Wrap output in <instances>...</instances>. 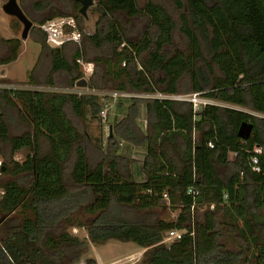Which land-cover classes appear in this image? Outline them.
<instances>
[{
    "label": "trees",
    "instance_id": "1",
    "mask_svg": "<svg viewBox=\"0 0 264 264\" xmlns=\"http://www.w3.org/2000/svg\"><path fill=\"white\" fill-rule=\"evenodd\" d=\"M178 6L189 55L168 51L174 46L177 24L162 5L149 1L140 8L138 0H97L101 20L89 40L111 54L106 76L118 83L121 93L179 94L187 75L194 93L229 107L210 105L195 114L191 102L147 99L149 132L143 136L132 112L138 106L135 101L130 111L134 117L115 124L106 146L96 145L101 155L93 163L88 151L91 139L69 119L66 107L81 120L88 113L99 118L100 98L0 88L4 159L0 175L19 178L0 187L6 192L0 199V264H75L81 249L92 255L91 246L111 240L132 242L145 250L141 264H264V0H186ZM74 8L79 10L80 5L74 3ZM117 15L148 20L151 30L132 42ZM74 18L82 29L85 18L78 13ZM39 31L52 64L47 83L52 85L58 72H79L81 51L71 63L63 48H50L46 33ZM6 42L14 44L13 53L0 60V66L19 56L20 40ZM206 53L207 67L215 65L222 74L216 82L199 67ZM83 77L78 73L72 85ZM205 84L211 87L205 89ZM7 108H21L32 132L11 136ZM243 123L252 125L247 139L239 136ZM136 130L146 143L143 182L135 180L117 142L122 138L136 144ZM41 139L48 142L47 153L41 149ZM209 142L215 143L214 149ZM3 145L10 146L9 157L2 152ZM256 147L263 148L258 156L260 172H254L251 163ZM25 150L23 162L14 160ZM229 151L237 153L233 163L226 161ZM219 168L228 170L225 178ZM190 189L195 194H189ZM122 207L179 212L174 221L142 217L134 221L122 216ZM80 211L88 215L86 221L77 216ZM64 222L85 229L88 238L61 231ZM172 230L182 231L183 237L163 243ZM231 236L241 242V250L223 245L221 240Z\"/></svg>",
    "mask_w": 264,
    "mask_h": 264
},
{
    "label": "rangeland",
    "instance_id": "2",
    "mask_svg": "<svg viewBox=\"0 0 264 264\" xmlns=\"http://www.w3.org/2000/svg\"><path fill=\"white\" fill-rule=\"evenodd\" d=\"M8 0H0V60H7L12 57L13 53V46L14 44H8L7 40H20L21 42V48L19 50V55H22V58L20 61L13 65L11 63L0 66L1 70H7V73L13 75L12 79H4L0 74V83L6 82L11 85H13L16 88H27L33 86L34 90H41L45 92H62V93H71L75 90L76 83L73 86L72 82L69 83L68 80L70 78V75L66 72H61L56 75H54L53 84L50 85L47 82V77L51 69V60L50 57H48V51L44 53H39V46L40 44L37 42H40L42 40L41 32L39 31L41 25V21L45 22H51L55 19H51L57 15L62 16H69L74 17V14H79V10H76L74 8V1L73 0H65L63 2L62 0H18L19 4L23 8L22 4L27 6V11L25 13L28 15V17L35 23V27L30 33V39L27 41H22L21 35L23 31V25L18 22L16 19L8 17L4 14L2 7ZM153 1L154 3H157L159 5H162L168 13L171 15L175 23L177 24V28L174 31L173 34V42L174 46L172 48H169V52H173L174 50H177L178 52H182L185 55L190 54V50L188 48V41L186 37L180 32V15L182 14V11L179 9V4H185L186 0H138V4L140 8H144V6L149 2ZM49 2V9L46 8L44 11L39 10L37 7L39 3H44L45 5ZM51 6H53L51 8ZM97 0H95V5L92 7L88 12V20L85 19L83 22L82 29L86 30L87 32L95 34L97 30V24L100 22L101 17L100 13L97 9ZM80 15V14H79ZM51 19V20H50ZM117 21L119 24L124 28V33L126 36L132 41V42H138L142 38L143 34H145L147 31L151 30L150 24L148 23V20L142 19V18H128L125 15H117L116 16ZM77 21V20H76ZM103 26V24H102ZM38 29V30H37ZM154 31V30H152ZM87 38V37H85ZM83 49V64L79 63V72L84 75L83 79L88 81V88L90 90H94L95 92H119L117 89L118 83L114 82L110 78L106 76V65L108 58L111 57L110 52L107 48L103 49H97L93 45L85 47V44H82ZM79 48V47H78ZM77 49V48H76ZM38 50V51H37ZM42 50V49H41ZM74 49H66L65 55L69 62L73 63V53ZM110 56V57H109ZM146 58L143 57V60ZM94 62L92 65V72L88 73L89 67H86L85 65H88L86 62ZM206 62H209V56L206 53L205 55V61H200L199 67L205 72L207 77L210 79L211 82L218 81L222 74L220 73V70L217 66L210 64V67H207ZM124 66V65H123ZM12 67V68H11ZM26 69H28L26 71ZM97 72L96 76H93L91 74H94ZM77 74V72H75ZM37 81L35 82L33 79L32 81L34 84L30 83V75ZM77 76V75H76ZM36 83V85H35ZM212 84V83H211ZM205 89H209L211 87L210 84L203 85ZM180 95L181 96H189L196 94L193 92V86L191 79L189 76H184L183 79L180 82ZM121 97L118 100L117 104L112 109L110 119L106 123L102 122L100 118H92V115L88 113L87 118L84 120H81L74 116L72 110L69 106L66 107V112L68 114V117L70 120L73 121V123L76 125V127L84 134L88 135L91 141L89 142V155L91 162L95 163L99 161L100 153L96 147V145L103 144L106 146V141L108 139V134L110 132V128L113 131V128H115V124L122 122L124 119L131 120L134 116L132 115L131 108L134 107V102L137 101L138 106L135 108V110H132L135 116L136 124H140V114H141V107L145 105L144 101L148 98L144 96V93H134V92H127V93H121ZM200 99L201 96H199ZM182 102H189L187 100ZM119 104H122V109L119 110ZM136 105V104H135ZM224 107H229L225 106ZM9 113H12L14 115H17V109H10L7 108ZM132 115V116H130ZM30 125V124H29ZM25 127V126H24ZM19 127L16 123H11V136L16 137L18 135H21L22 133L32 132V126H29L28 128ZM115 130V129H114ZM137 131V130H136ZM138 137L136 144L133 145L128 143L126 140L122 138H118L117 142L120 143V149H121V155H124L125 162L128 161V168L131 169L132 174L134 175V178L137 181H143L145 178L142 179L140 177L137 166L141 163L142 160L145 159V152H146V143L144 142L142 136L137 131ZM143 136H145L143 134ZM41 149L43 152L49 151V145L48 142L45 139H41ZM122 143V145H121ZM131 149V151H130ZM2 152L5 156L9 157L11 153V148L9 145H3L2 146ZM28 153L27 150L22 152L20 154H16L14 156V160H23V156H26ZM136 160H141L139 164H137L139 161L134 164ZM4 161L2 156H0V162ZM130 162V163H129ZM135 165V166H134ZM141 165V164H140ZM134 170V171H133ZM219 173L221 177L225 178L228 175V170L219 168ZM17 182L19 181V178H14L10 175L1 174L0 175V187L5 186L6 184L10 182ZM71 189V188H70ZM82 210L84 207L81 208ZM122 216L128 219L137 220L146 219L145 221H154L157 219H162L167 222L174 221L178 217L179 211L174 210H162L160 208H155L148 211H140L137 208H126L122 207L121 211ZM120 215V214H119ZM77 216L80 217L81 220L86 221L88 218V215L85 214L83 211H80ZM72 217V216H71ZM61 231L65 229L67 232H71L74 236L80 238V239H86L88 238V233L83 228H70V226L67 223H63L60 228ZM60 232V231H59ZM223 245L231 251H239L241 250L240 244L241 242L237 240V237H226L221 240ZM92 249V255H86L84 254V249H81V252L77 255V257H80L79 262H76L75 264H94L91 260H96V264H141V256H138V253L141 252V248H139L135 243L132 242H120L118 240H111L107 244L103 246H91ZM86 252V250H85ZM82 254V256H80Z\"/></svg>",
    "mask_w": 264,
    "mask_h": 264
},
{
    "label": "built area",
    "instance_id": "3",
    "mask_svg": "<svg viewBox=\"0 0 264 264\" xmlns=\"http://www.w3.org/2000/svg\"><path fill=\"white\" fill-rule=\"evenodd\" d=\"M40 29L46 33L47 35V43L52 42L57 46V48L62 47L63 45L67 43H75V44H81L82 40L87 37L91 38L93 36L92 33L87 32L84 29H80L78 27L77 21L74 17H62L59 19H55L51 22H46L39 26ZM125 44L122 45L124 47ZM78 63L83 64V60L80 59L77 61ZM86 66V65H85ZM90 66L89 64L87 65ZM87 70V69H86ZM89 71V70H88ZM0 88L9 89V90H16V89H31L34 90L33 87H27V88H16L13 85L2 82L0 83ZM41 91V90H38ZM73 94H76L78 96H87V95H94L101 99V111L99 114V118L102 122L106 123L110 119V115L112 112V109L117 104L118 100L121 97V92H95L94 90H90L87 88H79L75 87V90L71 92ZM145 97L148 99H158V100H168V101H189L193 104V110L195 114H199L204 110L207 106L210 105H220L224 106L223 104H219L217 102H213L211 100H207L202 97V94L196 93L189 96H181L180 94H166L162 93L160 91L150 93V94H144ZM201 96L202 99L199 98ZM208 147L210 149L215 148L214 142H209ZM263 148L256 147L253 151V156L251 157V163L253 165V171L254 172H260L259 168V159L258 156L262 155ZM237 157V153L234 151H229L226 155V161L227 162H235ZM2 162H0V173L2 170L1 167ZM189 194H195V191L193 189H190ZM6 194L5 190L0 189V199L3 198V196ZM163 197L167 199V195L164 194ZM195 204L192 206V215H193V221L195 220ZM183 237V232L178 230H172L170 231L163 243H171L179 241Z\"/></svg>",
    "mask_w": 264,
    "mask_h": 264
},
{
    "label": "crops",
    "instance_id": "4",
    "mask_svg": "<svg viewBox=\"0 0 264 264\" xmlns=\"http://www.w3.org/2000/svg\"><path fill=\"white\" fill-rule=\"evenodd\" d=\"M40 4V3H39ZM66 17H68V16H66ZM30 39V38H29ZM37 43H39L40 44V46H39V53L38 54H40V53H44L45 51H43V47H42V45H41V43L40 42H37ZM85 44V47L87 48L88 46H90V45H92L91 44V42H90V40H89V38H84L83 40H82V42H81V44L79 45V44H75V43H67V44H65V45H63L62 47H59V48H63V53H64V56H65V58L67 59V57H66V55H65V52H66V49L67 48H69L70 50L71 49H74V53H73V60H74V57H75V54H76V52L77 51H81V57H80V59H82L83 60V51H84V49H83V47L84 46H82V44ZM79 47V48H78ZM51 48V47H50ZM77 48V49H76ZM42 49V50H41ZM53 49V48H52ZM37 50V51H38ZM22 58V55H19L18 56V58H17V60L16 61H14V62H12L11 64H12V66L13 65H15V64H17L19 61H20V59ZM79 59V60H80ZM51 60V59H50ZM68 60V59H67ZM69 61V60H68ZM78 61V60H77ZM86 63H88L90 66H89V71H88V73H91L92 72V65L91 64H94V62L92 61V62H86ZM51 67H52V64H51ZM86 67V69H87V65L85 66ZM12 68V67H11ZM52 69V68H51ZM51 69H50V72H49V74H48V77H47V81H49V76H50V74H51ZM28 69H26V71H27ZM75 72H77V74L75 73ZM58 73H61V72H58ZM58 73H56V74H58ZM0 74H1V76L4 78V79H12L13 78V75L12 74H10L9 72L7 73V70H1L0 71ZM56 74H54V75H56ZM70 75V78H69V80H68V82L69 83H71V82H73V80L78 76V71H73V73H71V74H69ZM77 75V76H76ZM91 75H93V74H91ZM96 75H97V72H96ZM96 75H94V76H96ZM31 76V75H30ZM32 77H33V74H32ZM35 82H37L34 78H32ZM83 79V78H82ZM29 80H31V79H29ZM37 86V85H36ZM31 87H33V86H31ZM120 105H122V104H119V110H121L122 109V106H120ZM11 109V108H10ZM17 109V115H14V114H12V113H9L10 114V120H9V129H10V131H11V123L13 124V123H16L19 127H24V128H28L29 126H31V125H29L30 123H28L27 122V120H25L26 119V117H24V114L22 113V110H21V108H16ZM68 115V114H67ZM140 124H137V129L139 130V132H141L142 134H148V132H149V122H148V114H147V108H146V105H144V106H142L141 107V114H140ZM24 118V119H23ZM111 128H110V132H109V134H108V136L110 135V133H111ZM11 133V132H10ZM23 134H25V132L24 133H22L21 135H23ZM21 135H18V136H21ZM17 137V136H16ZM107 142V141H106ZM121 145H122V143H121ZM145 149H146V147H145ZM130 151H131V149H130ZM22 152L23 151H20V152H18L17 154H20L21 153V155H22ZM146 155H147V151L145 152V157H146ZM21 158H23V160H17L18 162H23L24 161V159H25V156H23V157H21ZM145 160V159H144ZM144 160H136L135 162H134V164H136V162L137 161H139L137 164H139L140 163V161H141V165L139 164L138 166H137V169L139 168V170H138V173H139V175H140V177H142V179L143 178H145V174H144V172H143V169H142V165H143V163H144ZM135 166V165H134ZM134 171V170H133ZM136 180V179H135ZM137 181V180H136ZM144 181V180H143ZM143 181H138V182H143ZM144 252H145V250H142L141 249V252L140 253H138V256H143V254H144Z\"/></svg>",
    "mask_w": 264,
    "mask_h": 264
},
{
    "label": "water",
    "instance_id": "5",
    "mask_svg": "<svg viewBox=\"0 0 264 264\" xmlns=\"http://www.w3.org/2000/svg\"><path fill=\"white\" fill-rule=\"evenodd\" d=\"M80 5L79 14L88 20V12L94 7L95 0H75ZM4 14L8 17L16 19L23 25V31L21 35L22 41H27L30 37V33L35 27V23L28 17L24 9L19 4L18 0H8L2 7ZM49 47L55 49L57 46L52 42L48 43ZM76 86L79 88H87L88 81L85 79H80L76 82ZM252 132V125L248 123H243L240 126L239 136L242 139H247Z\"/></svg>",
    "mask_w": 264,
    "mask_h": 264
},
{
    "label": "flooded vegetation",
    "instance_id": "6",
    "mask_svg": "<svg viewBox=\"0 0 264 264\" xmlns=\"http://www.w3.org/2000/svg\"><path fill=\"white\" fill-rule=\"evenodd\" d=\"M73 1H74V3L78 4L77 2H75V0H73ZM78 5H79V4H78ZM22 6H23V9L27 11V6H25V5H23V4H22ZM52 7H53V6H51V8H52ZM48 9H49V8H48ZM42 11H44V10H42Z\"/></svg>",
    "mask_w": 264,
    "mask_h": 264
}]
</instances>
